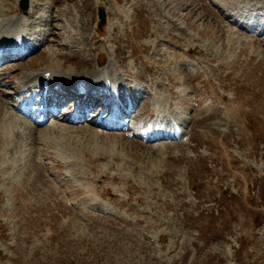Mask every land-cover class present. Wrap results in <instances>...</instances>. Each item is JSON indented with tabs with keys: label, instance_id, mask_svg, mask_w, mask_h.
<instances>
[{
	"label": "rangeland",
	"instance_id": "374dc122",
	"mask_svg": "<svg viewBox=\"0 0 264 264\" xmlns=\"http://www.w3.org/2000/svg\"><path fill=\"white\" fill-rule=\"evenodd\" d=\"M36 1L44 22L29 29L54 35L0 70L3 113L34 73L103 71L137 104L126 133L167 108L184 132L142 145L89 123L26 129L19 114L21 135L0 139V264H264V34L228 15L258 22L264 0Z\"/></svg>",
	"mask_w": 264,
	"mask_h": 264
},
{
	"label": "bare ground",
	"instance_id": "6f19581e",
	"mask_svg": "<svg viewBox=\"0 0 264 264\" xmlns=\"http://www.w3.org/2000/svg\"><path fill=\"white\" fill-rule=\"evenodd\" d=\"M30 3H31V11H33V8H34V6H32V3H33V0H30ZM30 11V12H31ZM28 12V11H27ZM27 12H24V14H25V16L26 15H29V13H27ZM8 13V12H7ZM7 13H5V14H7ZM9 13H12L11 11H9ZM243 17H245V20H246V17H248V15H243V14H240L239 15V17L238 18H240L239 19V21L240 22H242L241 21V19H243ZM35 27V26H34ZM5 28V25L3 24V22L0 24V32H2V30ZM59 57H64V55H59V56H57V58H59ZM5 58H8V57H4L3 59H5ZM49 71H51V72H56L55 70H52V69H45V71H44V73L45 72H49ZM71 74V73H70ZM64 76V75H63ZM59 77V75L56 73V74H54V73H52V78H51V80H53V79H57ZM73 77V76H72ZM74 78V77H73ZM38 79H44V76H43V74L41 73V74H36V75H32V77L25 83V85H24V87H25V91L27 92V91H31L32 89H34V87L35 86H32L34 83H35V81L34 80H36V81H38ZM50 80V81H51ZM68 80V79H67ZM69 81V80H68ZM90 81V80H89ZM4 83V82H3ZM67 84H70V83H61V85H63L64 86V88L66 87H68L67 86ZM87 84H89V82H87ZM3 87V86H2ZM27 87H29L28 89H27ZM2 91V90H1ZM17 92V91H16ZM8 93V92H7ZM14 93V92H13ZM5 94L6 93H3V96H5ZM137 94V93H136ZM4 103H5V100L3 99V98H1V95H0V123H2L1 125H2V127H1V125H0V139H1V142H3L4 143V136H3V134L4 133H6L5 131H8L9 130V132H8V134L7 135H9V133H13V134H17V135H21V130L20 129H18V125H19V112H16L15 114H6V113H3L2 112V107H4ZM85 105H88V103L87 102H85L84 103ZM129 113V112H128ZM127 116H129V114H126ZM81 119V117H77V118H74L73 119V121L74 120H80ZM66 121H67V118L65 119ZM5 122V123H4ZM73 124V123H72ZM91 124H94V125H96V126H99L100 124H99V122H92ZM17 125V126H16ZM168 125H170V124H168ZM15 126H16V129H17V131H15L16 129H14L15 128ZM21 126V125H20ZM55 128H57V127H55V126H53V128L51 129V131L53 132V133H58V130H56ZM59 128H62V127H59ZM111 128H114V126L112 125L111 126ZM27 129V128H26ZM62 129H66V128H62ZM67 132V131H66ZM110 132V131H109ZM52 133V134H53ZM64 134V133H63ZM82 135H84V134H82ZM87 135V134H86ZM122 137H124V135H121ZM10 138L11 139H13L14 138V135H12V136H10ZM92 139V138H91ZM95 140H99V139H96L95 138ZM73 157V156H72ZM34 163V162H33Z\"/></svg>",
	"mask_w": 264,
	"mask_h": 264
},
{
	"label": "water",
	"instance_id": "95a60500",
	"mask_svg": "<svg viewBox=\"0 0 264 264\" xmlns=\"http://www.w3.org/2000/svg\"><path fill=\"white\" fill-rule=\"evenodd\" d=\"M23 2L27 3V0H23ZM100 16H101L102 21L104 22V13L102 10L100 11Z\"/></svg>",
	"mask_w": 264,
	"mask_h": 264
}]
</instances>
